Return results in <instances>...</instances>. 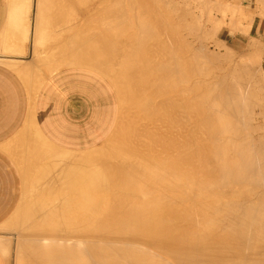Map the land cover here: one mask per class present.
Returning a JSON list of instances; mask_svg holds the SVG:
<instances>
[{"label":"bare ground","instance_id":"bare-ground-1","mask_svg":"<svg viewBox=\"0 0 264 264\" xmlns=\"http://www.w3.org/2000/svg\"><path fill=\"white\" fill-rule=\"evenodd\" d=\"M172 1L23 0L15 9L24 18V43L30 31L49 73L63 65L98 70L126 105L119 133L103 146L85 157L55 152V164L38 166L46 171L35 176L45 194L33 196L34 213H26L36 223L16 230L15 264H264V64H252L262 57L243 63L226 45L223 53L207 51L199 40L203 16L193 11L195 21L183 0ZM225 4L212 8L231 13L236 28L240 12L247 24L238 28L249 32L254 18ZM63 16V32H73L61 41L53 34L51 42V22ZM223 16L204 22L218 31ZM205 31L201 36L215 35ZM82 177L92 179L83 193L59 191Z\"/></svg>","mask_w":264,"mask_h":264},{"label":"crops","instance_id":"crops-1","mask_svg":"<svg viewBox=\"0 0 264 264\" xmlns=\"http://www.w3.org/2000/svg\"><path fill=\"white\" fill-rule=\"evenodd\" d=\"M229 1L237 4L246 17H253L254 23L248 33L228 30L223 35L225 44L247 51L255 43L254 51L262 54L264 64V0L226 3ZM22 5L23 0H0V264H15L19 245L16 240L21 242L18 232L23 224L26 227L33 221L28 215L36 208V194H45L37 185V173L55 164V152L79 155L106 140L118 122L120 110L111 79L93 68L64 66L39 80L40 66L33 53L32 34L29 31L24 43V18L17 13ZM12 9H17L18 19ZM18 63L21 64L17 66ZM43 170L40 174L46 172ZM30 174L37 181L32 183ZM30 210L33 213L28 214Z\"/></svg>","mask_w":264,"mask_h":264},{"label":"rangeland","instance_id":"rangeland-1","mask_svg":"<svg viewBox=\"0 0 264 264\" xmlns=\"http://www.w3.org/2000/svg\"><path fill=\"white\" fill-rule=\"evenodd\" d=\"M24 1H25V0H24ZM26 1H27V0H26ZM30 1H32V2L34 3L35 0H30ZM41 1H42V0H39V1L36 0V5H37V4L40 5V4H41ZM171 1H172V0H171ZM174 1L176 2V1H180V0H174ZM174 1H172V2H174ZM181 1H182V0H181ZM184 1L186 2L187 0H183V1L180 3L184 10L187 9V8H189V10H190V8H191L192 12H191V10H190V14H191V13L193 14V11H194V13H195L194 15L197 14V15L200 16V17L203 16V18H202L203 20H201L200 18H198V16H194V15H193L194 18H195V21H197L196 19H198V21H199V19H200V21H199V22H200V28H203V27H201V25L205 27V28H203V29H199V30H201V33H202V34H204V31H205V30H206L205 33L207 32V29L209 28L210 24H211V25H214V24H215L214 21H215V18H216V17H217V20H218V19H219V18H218L219 16H223V15L221 14L222 11H221L220 9H219V10L221 11V13H220L219 11H216V8H214V9L212 8V7H214V5H215V4H214V5H213V4L211 5V3L213 2V0H212V1H211V0H207L205 3H204V0H203V2L200 0V2H202V3L197 2L198 0H188L190 3L187 2L186 5H185ZM208 1H211V3L209 4ZM214 1H215V0H214ZM226 1H228V0H226ZM32 2H31V3H32ZM37 2H38V3H37ZM39 2H40V3H39ZM33 3H32V5H33ZM182 3H184V6H183ZM225 3H226V2H225L224 0H221V1L219 2V4H221V5H223V6L226 5ZM201 4H202V5H201ZM203 4H204V5H203ZM207 4H209V7H208V8L210 9V11L207 10V9H208V8L206 7V6H208ZM216 5H217V4H216ZM216 5H215V7H217V6L220 7V6H221V5H217V6H216ZM227 5H228V4H227ZM63 6H64V5H63ZM63 6H62V7H63ZM65 6H66V5H65ZM202 6H203V7H202ZM223 6H221V7H223ZM57 7H58V6H57ZM66 7H67V6H66ZM184 7H186V8H184ZM201 7H202L204 10H203ZM221 7H220V8H221ZM200 8L202 9V11L200 10ZM205 8H206V9H205ZM53 9H54V8H53ZM63 9H64V11H62ZM63 9H62L61 11L66 15V13H67L68 11L65 12V10H68V8L65 9V7H64ZM211 9H212V12H211ZM51 10H52V9H51ZM69 10H70V9H69ZM206 10H207V14H209L208 12H210L211 14H213V15L215 16V17H214V16L211 15V14L207 15V17H208L210 20H214V21H210V22H208V23H207V21L204 22V20L206 19V17H205V15H206ZM217 10H218V7H217ZM187 11H188V10H187ZM214 11H215V12H214ZM188 12H189V11H188ZM63 13H62V15H63ZM182 13H183V12H182ZM203 13H205V14H203ZM214 13H215V14H214ZM239 13H240V12H239ZM239 13H238V11H237L236 15H238V17L241 18L242 20L239 19V23H237V24H239V26H238L239 28H240L241 26H242L241 28H243V25H242V24H247V22H246L247 20L245 21L244 18L240 17V16H239ZM30 14H31V15L33 14L31 10H30V12H29L28 15H29L30 19H32V16H33V15L31 16ZM68 14H69V13H68ZM68 14H67L66 17H68ZM188 14H189V13H188ZM188 14H186V15H188ZM190 14H189L188 16H192V14H191V15H190ZM181 15H183V14H181ZM210 15H211L212 19L209 17ZM226 15H227V16H226ZM240 15H241V14H240ZM58 16H59V15H58ZM193 16H192V17H193ZM225 16H226V17H225ZM225 16H223V17H225V18H224V22H225L224 25H225V26L223 25L222 28H221L220 30H218V31H214L215 29H213L212 26L210 27V28H212V29H211L212 32H213V31L215 32V33H214L215 35H213L212 37H209V34H207L208 36L206 35V37H204V35L201 36V35H202V34H201L200 37H199V38H201V39H199V38L197 37V38L200 40V42H203V45H205V46L207 47V48L205 47L207 51H208V49L211 50V48H212L213 51H216V52H217V50H218L219 52H222V53L225 52L224 49H226V48H224V46H222V45H226V46H228V45L225 44V42H224V40H223V35H224L226 32H228V30L237 31V32H241V33H248V32H246V31H245V32L242 31V29L240 30L238 27H237V28L235 27V24H236V23L234 24V22H236V21L233 22V21L231 20V17H230L231 15H230V13H225ZM63 17H64V16H63ZM66 17H64L63 20H64ZM196 17H197V18H196ZM59 18L62 19V16H59ZM59 18H58V19H59ZM204 18H205V19H204ZM208 18H207V19H208ZM220 18H221V17H220ZM235 18H236V17H235ZM61 19L58 20V21H60V22L53 20V21H52L53 23H52V22L50 21L51 24H53L54 31L58 29L56 32L52 31V30H53L52 27H51L52 30L49 29V31L47 32V33H49V32L52 31V32H51L52 34L50 33V35H49V34L47 35L48 37H49V36L52 37L53 34L56 35V36L53 35L52 39H53L54 37H55V38H58L57 36H59L60 39H59V40L56 39V42L61 41L62 38H63L65 35L67 36L68 33L70 34V33L73 32V31H72V32H71V31H69V32H63V31H64V30H63V27H66L65 31H68V27H67V25L69 24V22H68L69 20H68L67 18H66V20H64V21L61 20ZM207 19H206V20H207ZM225 19H226V21H225ZM56 20H57V19H56ZM193 20H194V19H193ZM217 20H216V21H217ZM230 20H231V21H230ZM243 20H244V21H243ZM54 21L56 22L55 26H54V23H55ZM62 21H63V22H62ZM65 21H66V22H65ZM216 21H215V22H216ZM241 21H242V22H241ZM57 22H58V23H57ZM211 22H212L213 24H212ZM232 22H233V24H234V27H233V28L231 27L233 24H232V25L230 24V23H232ZM237 22H238V21H237ZM47 23H49V21H48ZM202 23L205 24V25H203ZM241 23H242V24H241ZM59 24H60V25H59ZM249 24H250V23H249ZM251 24H253V23H251ZM49 25H50V24H49ZM61 25H62V26H61ZM198 25H199V24H198ZM240 25H241V26H240ZM59 28H60V29H59ZM61 28H62V30H61ZM210 28H209V29H210ZM50 30H51V31H50ZM211 30H208V32L210 31L209 33L212 34ZM226 30H227V31H226ZM244 30H245V29H244ZM248 31L250 32V30H248ZM62 32H63V33H62ZM208 32H207V33H208ZM216 32H217V34H216ZM58 33L61 34V36L58 35ZM63 34H65V35L63 36ZM62 36H63V37H62ZM66 36H65V38H67ZM51 37H49L48 40H50ZM61 37H62V38H61ZM203 37H204V38H203ZM195 38H196V37H195ZM197 38H196V39H197ZM210 38H212V39H210ZM214 38H215V39H214ZM52 39L50 40L51 42H52ZM196 39H195L194 42L197 41L196 46H198V45H200V44H198V39H197V40H196ZM202 39H205V40H202ZM206 39H207V41H206ZM208 39H209V40H208ZM53 40H55V39H53ZM57 40H58V41H57ZM64 40H65V39H64ZM201 40H202V41H201ZM217 40H219L221 43L224 42V44H221L220 42L218 43ZM54 42H55V41H54ZM205 42H206V43H205ZM216 43H217V44H216ZM57 44H58V43H57ZM46 45H48V43H46ZM203 45H201V46H203ZM217 45H218V46H217ZM219 45H220V46H219ZM253 45H254V44H252V47L254 48L255 45H254V46H253ZM226 46H225V47H226ZM44 47H46V46H44ZM44 47H43V49H44ZM217 47H218V48H217ZM228 47H230V46H228ZM250 47H251V46H250ZM252 47H251V48H252ZM34 48H35V47H34ZM55 48H56V49H55ZM205 48H204V46H203V49H205ZM251 48H249V49H251ZM253 48H252V49H253ZM45 49H46V48H45ZM54 49H55V50H54ZM54 49L51 50V48H50V51H49V52H48V49H46V51H45L44 54L48 53V55H50L52 52L56 53V51H57V47H54ZM233 49H234V48H233ZM213 51L211 50V52H213ZM42 52H44V50H43ZM247 52H249V53H251V54H250L249 56H247V55H248ZM244 53H246V54H245L246 56L243 58ZM230 54H231V56H234V58H236V59H234V61L236 60L235 62H237L238 59H239V62H243V61L245 62V61L247 60L248 62H247V61H246V62L249 63V61H250V62L252 61V57H253V55H255L256 57L258 56V57H260V58L262 57V54H261L260 52L256 51V50H255V51H254V50H251V51H250V50H247V51H245V50H244V51H240L239 49H234V52L232 53V51H231ZM240 54H243V55L240 56ZM34 55H35L36 58L41 57V55H40L39 53H37L36 48L34 49ZM239 57H240L241 59H240ZM249 57H250V58H249ZM258 57H257V58H258ZM234 61H232V62L234 63ZM256 61H257V60H254V63L252 62V64L256 65V64L258 63V65H259V64H260V61H261V63H262V59H259V58H258V62H256ZM38 62H39V61H38ZM232 62H228V63L225 62V63H223V65H225V67H227V65H229V64L231 65ZM244 62H243V63H244ZM246 62H245V63H246ZM233 63H232L231 66H233ZM255 63H256V64H255ZM234 64H235V63H234ZM258 65H257V66H258ZM39 66H40V72H41L42 74H41L40 72H39V73L42 75V77H44V75H46V74H50V73L48 72V70L46 69L45 65H44L42 62H39ZM65 66H68V65H65ZM69 66H74V65H69ZM60 67H64V65H63V66H60ZM60 67H59V68H60ZM85 67H87V66H85ZM59 68H57V69H59ZM262 70H263V69H262ZM262 72H263V74H264V70H263ZM102 74H103V73H102ZM103 75H104V74H103ZM105 76H106V75H105ZM108 78H109V77H108ZM111 81H112V80H111ZM112 83H113V81H112ZM113 84H114V83H113ZM114 87L116 88V91H117L118 96H119V107H120V110H119V118H118V122H117V124H116V126H115L113 132L110 134V136H109L108 138H110L112 135H113V136H116L115 134H116L117 132L119 133L120 127H121V125H122L121 120H122V118L124 117V115H122V114H124V110H125V107H124V106H126V105H123V101H122V99H121V96H120L119 90H118V88H117V86H116L115 84H114ZM123 107H124V108H123ZM122 108H123V109H122ZM122 110H123V111H122ZM260 120H261V122H262L263 125H264V118H261ZM120 123H121V125H120ZM262 128H263V129H262V132L264 133V131H263V130H264V127H262ZM116 130H117V131H116ZM114 132H115V133H114ZM262 132H260V133H262ZM260 133H258V135H260ZM263 133H262V134H263ZM255 135L257 136V133H256ZM117 136H118V135H117ZM260 136H261V135H260ZM108 138H107V139H108ZM107 139H106V140H107ZM262 139H263V138H262ZM106 140L103 141L102 143H100L99 145L103 146V144L106 142ZM99 145H98V146H99ZM98 146H97L96 148L101 147V146H99V147H98ZM91 150H93V149H91ZM91 150L83 151V152H81L79 155H84V157H85V156L88 154V152L91 151ZM67 154H68V153H67ZM69 154H70V153H69ZM71 155H74V154H71ZM87 156H88V155H87ZM95 166H96V165H95ZM93 168H96V167H93ZM96 172H98L99 175L101 174L100 171H96ZM96 172L94 173V176H95L94 182H96L95 184H100V185H101V181L98 179V176H99V175H95V174H97ZM82 178H83V177H82ZM82 178H81V180H80L79 182H76V183H75V185L77 184V186L74 185L75 187H74V186H73L72 188H69V187H68V188H66V190H65V188H62L64 185H62V186L60 187L61 189H59V191H62V190H63V193H65V191H67V190L70 191L69 193H67V192H68V191H67V192H66L67 194H72L71 191H72L74 194H75V191H76V193H78V192H79V193H83V191H85V189H84L85 186H84V185H87V184L90 185L92 179L90 178V179L85 180V178H83V181H82ZM84 180H85V181H84ZM82 183H83V184H82ZM57 184H58V183H57ZM82 185H83V186H82ZM39 186H40V185H39ZM79 187H80V188H79ZM81 187H83L84 190H83V189L81 190ZM39 188H44V187L41 186V187H39ZM58 188H59V186H58ZM80 190H81V192H80ZM97 190H98V193L101 192V191H99V190H101V189H97ZM97 190H96V191H97ZM109 191H110V192H115V191H112V190H109ZM106 192H108V190H103V193H106ZM63 193H62V194H63ZM63 195H65V194H63ZM67 197H69V198H73V197H70V195H67L66 198H67ZM16 257H17V256H16ZM15 262H16V261H15Z\"/></svg>","mask_w":264,"mask_h":264}]
</instances>
